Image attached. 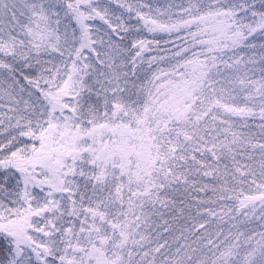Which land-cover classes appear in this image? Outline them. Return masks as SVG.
<instances>
[{"label": "snow or ice", "instance_id": "obj_1", "mask_svg": "<svg viewBox=\"0 0 264 264\" xmlns=\"http://www.w3.org/2000/svg\"><path fill=\"white\" fill-rule=\"evenodd\" d=\"M0 264H264V0H0Z\"/></svg>", "mask_w": 264, "mask_h": 264}]
</instances>
